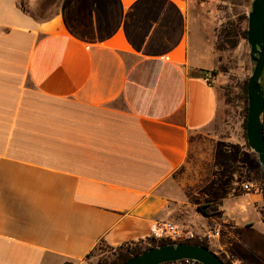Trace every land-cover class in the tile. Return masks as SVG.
I'll return each mask as SVG.
<instances>
[{
	"label": "crops",
	"instance_id": "crops-1",
	"mask_svg": "<svg viewBox=\"0 0 264 264\" xmlns=\"http://www.w3.org/2000/svg\"><path fill=\"white\" fill-rule=\"evenodd\" d=\"M24 1L0 0V264H97L166 223L264 264L262 194L210 131L206 79L251 74L218 33L252 0Z\"/></svg>",
	"mask_w": 264,
	"mask_h": 264
},
{
	"label": "water",
	"instance_id": "water-1",
	"mask_svg": "<svg viewBox=\"0 0 264 264\" xmlns=\"http://www.w3.org/2000/svg\"><path fill=\"white\" fill-rule=\"evenodd\" d=\"M246 41L250 46V58L254 66L247 80L245 136L247 145L257 155L264 178V135L261 120L264 98L260 83L264 70V0L251 2V10L247 15ZM182 259H191L200 264H224L218 254L209 247L192 243L150 247L123 264H163Z\"/></svg>",
	"mask_w": 264,
	"mask_h": 264
},
{
	"label": "rangeland",
	"instance_id": "rangeland-1",
	"mask_svg": "<svg viewBox=\"0 0 264 264\" xmlns=\"http://www.w3.org/2000/svg\"><path fill=\"white\" fill-rule=\"evenodd\" d=\"M18 1L19 3L25 2L24 0H18ZM241 12L242 11L239 7H233V10L229 12L226 11V14L230 15L233 13L235 15L234 18L235 20L232 22L236 23L239 16L244 14ZM249 76H247L246 78H248ZM212 78L210 79V82L216 88V92L218 96V109L214 121L210 124V131L218 134L220 137L223 138V140L229 139L230 141H232V142L230 141L228 142L230 144L229 147H231L230 150L232 154L237 156L239 160V167L242 169V171H244L245 177L250 182L253 183V178L250 173L253 169L259 167V163L256 153L249 148L246 142V136L244 135L245 127L243 126V121H244L243 103L239 98L240 95L239 83H241L246 78L242 79L237 75L230 74V76L227 77V79H225L224 81L221 80L222 83H220V81L213 83L214 81H212ZM221 150H225V148L222 147ZM253 186L256 187L255 184H253ZM262 206H263V198L261 204L259 205L260 212ZM209 233L206 234L194 233L192 235H186L181 233V235L177 239H175V241H181L186 239H206V241L211 246L212 236L211 235L208 236ZM127 245L131 246L133 244L128 243L125 244L124 247H126ZM117 251H118V247L108 246L105 243L100 242L94 248L92 254L94 255L95 260L98 262L99 260L103 261L106 259H110Z\"/></svg>",
	"mask_w": 264,
	"mask_h": 264
},
{
	"label": "trees",
	"instance_id": "trees-1",
	"mask_svg": "<svg viewBox=\"0 0 264 264\" xmlns=\"http://www.w3.org/2000/svg\"><path fill=\"white\" fill-rule=\"evenodd\" d=\"M244 21L245 22L247 21V17L245 14H242L241 16H239L236 23L226 22V24L223 25V27L220 29L218 33V38L220 40L219 41L220 47L225 46V45H228L231 48L235 47L240 38H246L247 26L245 27L241 26V23ZM215 74H216V70L214 69L211 70V75L214 76ZM247 80L248 78L244 79L241 83H239V88H240L239 98L243 103V111H244V121H243L244 127H245L246 115H247ZM207 81L210 84H212L209 79H207ZM260 83H261V89H262V94L264 98V70L262 72ZM261 120H262L263 135H264V111L261 115ZM250 174L253 178L252 184H255L256 185L255 188L258 189L262 194L263 206L261 209V216L264 221V178H263L261 169L259 167L253 169ZM128 243H131L133 245L131 246L127 245L126 247H124V245ZM176 243H192V244H197V245H203V246L209 247L211 250L214 251V249L209 245L206 239H186V240H181V241H175L168 237H161V238L149 237V238H146L145 240L127 242L119 246H116L118 247V251L113 255V257H111L110 259L103 260V261L99 260L97 264H123L125 261H127L131 257L141 253L142 251L146 249H149L150 247L161 246L164 244H176ZM217 254L219 258L224 262V264H231L232 258L230 256H227L226 254L222 252H218ZM180 261H183V260H180ZM174 262H165L163 264H172ZM64 264H75V263L64 262ZM195 264H200V263L195 262Z\"/></svg>",
	"mask_w": 264,
	"mask_h": 264
},
{
	"label": "built area",
	"instance_id": "built-area-1",
	"mask_svg": "<svg viewBox=\"0 0 264 264\" xmlns=\"http://www.w3.org/2000/svg\"><path fill=\"white\" fill-rule=\"evenodd\" d=\"M212 78V76H211V74H209V75H207L206 76V79H211ZM251 187H252V185L249 183H245V184H243V188L245 189V190H250L251 189ZM164 231L165 232H167V237L168 238H170V239H172V240H175V239H177L180 235H181V233H180V231L178 230V228H176L173 224H171V223H166L165 224V226H164ZM219 232H220V229L216 226V227H214L213 228V230L209 233V235L208 236H218L219 235ZM183 261H175L174 263H172V264H195V262H197V261H194V260H191V259H182Z\"/></svg>",
	"mask_w": 264,
	"mask_h": 264
}]
</instances>
